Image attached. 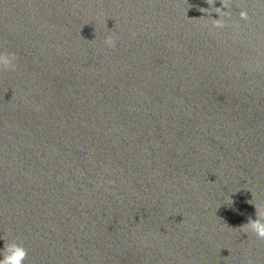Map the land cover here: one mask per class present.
<instances>
[{
	"label": "water",
	"instance_id": "water-1",
	"mask_svg": "<svg viewBox=\"0 0 264 264\" xmlns=\"http://www.w3.org/2000/svg\"><path fill=\"white\" fill-rule=\"evenodd\" d=\"M8 52L0 259L264 264V0H0Z\"/></svg>",
	"mask_w": 264,
	"mask_h": 264
},
{
	"label": "clouds",
	"instance_id": "clouds-1",
	"mask_svg": "<svg viewBox=\"0 0 264 264\" xmlns=\"http://www.w3.org/2000/svg\"><path fill=\"white\" fill-rule=\"evenodd\" d=\"M106 43L109 46L113 45V41L109 38ZM16 55L14 52H8L7 54H0V66H3L9 70H15ZM251 229L261 238H264V222L255 219L250 225ZM25 252L19 248L12 247L8 250V254L0 259V264H22Z\"/></svg>",
	"mask_w": 264,
	"mask_h": 264
}]
</instances>
